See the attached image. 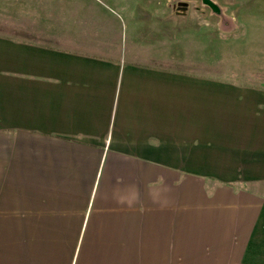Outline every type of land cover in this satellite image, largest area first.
<instances>
[{
  "label": "crops",
  "instance_id": "0c3cea01",
  "mask_svg": "<svg viewBox=\"0 0 264 264\" xmlns=\"http://www.w3.org/2000/svg\"><path fill=\"white\" fill-rule=\"evenodd\" d=\"M153 19L0 34V264H264V96Z\"/></svg>",
  "mask_w": 264,
  "mask_h": 264
},
{
  "label": "rangeland",
  "instance_id": "374dc122",
  "mask_svg": "<svg viewBox=\"0 0 264 264\" xmlns=\"http://www.w3.org/2000/svg\"><path fill=\"white\" fill-rule=\"evenodd\" d=\"M209 1L0 0V34L12 36L18 30L67 34L104 30L114 34L127 30L124 35L129 41L130 25L137 31L146 17L156 18L153 20L164 21L168 59L176 57L184 68L194 66L193 72L201 77L259 89L264 96V0ZM180 2L187 3L183 13L178 9ZM121 19L127 21V28L116 25ZM155 25L151 24L152 30ZM122 48L127 50L124 44ZM263 103L264 99L256 106ZM248 104L252 106L248 112H252L254 100ZM250 129L253 133V127ZM220 167L238 177V167Z\"/></svg>",
  "mask_w": 264,
  "mask_h": 264
},
{
  "label": "water",
  "instance_id": "95a60500",
  "mask_svg": "<svg viewBox=\"0 0 264 264\" xmlns=\"http://www.w3.org/2000/svg\"><path fill=\"white\" fill-rule=\"evenodd\" d=\"M203 3H205V4H208L210 1L209 0H201ZM186 8H187V3H185V2H180L179 4H178V9H180V12L181 13H183V12H185V10H186ZM179 12V13H180Z\"/></svg>",
  "mask_w": 264,
  "mask_h": 264
}]
</instances>
